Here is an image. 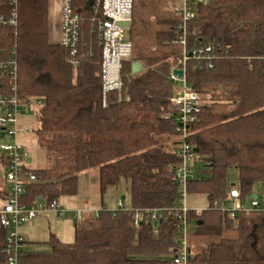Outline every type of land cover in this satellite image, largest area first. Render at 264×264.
Segmentation results:
<instances>
[{"label": "trees", "instance_id": "16d2710c", "mask_svg": "<svg viewBox=\"0 0 264 264\" xmlns=\"http://www.w3.org/2000/svg\"><path fill=\"white\" fill-rule=\"evenodd\" d=\"M173 1L135 0L128 29L133 55L123 64L122 100L118 91L104 95L101 35L89 9H82L87 20L77 63L68 48L52 40L51 0H18L16 26L0 25V52H16L20 101H42L36 133L54 158L50 167L31 168L37 180L27 184L21 203L31 207L43 199L49 205L76 195L80 174L95 168L101 197L124 179L131 201L115 213L101 208L84 216L75 224L73 242L54 233L37 242L50 251L28 250L25 239L19 264H176L182 210L175 169L183 140L170 73L183 56L184 32ZM185 37L188 52L211 46L213 55L186 63L187 82L211 96L185 138L202 161L187 191L205 194L209 204L201 213L189 209L187 218L195 235L221 236L195 253L189 244V264H264V210L231 217L217 205L231 189V168L237 169L243 201L253 198L257 183L264 187V0L198 2ZM136 61L142 70L133 73ZM0 78L1 91L8 82ZM4 162L0 157V165ZM2 183L0 198L8 195ZM155 208L163 210L157 225L144 219L134 227L137 210ZM7 235L1 227L0 264L8 261Z\"/></svg>", "mask_w": 264, "mask_h": 264}, {"label": "built area", "instance_id": "2783aa9c", "mask_svg": "<svg viewBox=\"0 0 264 264\" xmlns=\"http://www.w3.org/2000/svg\"><path fill=\"white\" fill-rule=\"evenodd\" d=\"M171 3V9L181 17L179 28L184 32L179 42L184 45L183 56L178 59L172 68L170 77L175 84L174 94L171 98L172 105L176 112L178 122L177 130L182 135L183 143L177 149L182 161L175 169V176L179 184V206L182 210L179 230V248L176 249L174 262L176 264H189L191 250L189 247V228L193 227L187 218L188 208L185 204V197L188 193L189 181L199 176L196 162L199 160L198 154L193 146L188 143L187 137L189 125L197 119V114L201 111L202 105L211 98L207 93L197 91L186 79V63L191 57L211 60L212 47H198L188 52L186 49V30L188 21L195 17V8L198 2L206 3V0H175ZM61 0L60 6V43L70 50V60L77 63L79 53V42L83 22L87 20L85 13L93 16L91 20L97 24V30L101 35L102 45V82L104 95L111 91L119 92V100H122L123 64L125 60L133 55V43L128 39V29L130 26H122L121 23L130 22L133 18L135 0ZM18 0H0V25L16 26L18 13L16 6ZM81 4V5H80ZM11 9V10H10ZM213 67L211 62L208 63ZM182 69L183 76L175 73V70ZM17 72L18 62L16 52L13 49L8 56L0 52V77H6L8 86L0 91V133H7L13 142L0 144L4 166L6 168L5 179L11 184L7 187L8 195L0 198V228L8 229L6 252L8 254L7 264H19V255L26 249L25 238L20 232L21 225L28 221L32 222L39 212L52 210L60 216H64L66 208L59 200H54L51 204L43 199H39L33 206H26L21 203V196L27 191V184L37 180L36 175L29 167L30 156L25 146L18 140L19 131H29V126L24 124L19 118L20 109L28 111V104L41 100H28L22 103L17 92ZM1 82V78H0ZM129 99V97H127ZM104 103L106 104V98ZM222 210H226L231 217L236 216L239 211H251L255 209L264 210V198L262 200L253 197L248 203L241 198V191L237 185H233L227 194V199L217 204ZM125 208L123 200L119 199L118 208ZM202 210L197 211L201 213ZM163 214L161 208L137 210L133 225L138 228L144 219L151 223L159 222ZM80 218V217H79ZM82 219V217H81Z\"/></svg>", "mask_w": 264, "mask_h": 264}, {"label": "rangeland", "instance_id": "374dc122", "mask_svg": "<svg viewBox=\"0 0 264 264\" xmlns=\"http://www.w3.org/2000/svg\"><path fill=\"white\" fill-rule=\"evenodd\" d=\"M174 0L172 3H175ZM167 4V3H166ZM154 19V18H152ZM53 29V27H52ZM40 104L37 102H32L28 104V111H24L23 108L20 109L19 118L21 121L29 126V131H19L18 140L24 146L26 151H28L29 156L32 161L29 163V167L33 169L50 167L54 164V158L50 152L43 146L40 145L38 141V135L36 130L39 127V122L37 119V110ZM14 139L7 133H0V144L5 142H13ZM2 150L0 148V157L2 156ZM196 168L200 171L202 168V161L196 162ZM98 169H91L84 171L79 177V190L76 195H65L59 200L67 210L64 216L58 215L57 212L49 210L48 212H39V215L33 222H24L20 229L22 230L26 226H30L32 232L26 233V239L29 241L27 249L32 251H50V246L45 243H37L49 240L52 233L56 234L64 242H73L75 239V227L76 222L81 223V217L85 216L86 210L84 209L85 203H95L99 205L100 203V189L99 182L94 180ZM6 168L3 164L0 165V186L3 182L11 188V184L5 181ZM229 183L237 185L238 183V173L236 168H231L229 170ZM125 197L123 202L125 205L130 206V189L128 183L121 179L117 186L109 187L106 193L103 195L102 199L107 207L113 209L118 208L119 198ZM253 196L257 199L262 200L264 198V187L262 183H257L253 189ZM252 199L249 197L247 202L249 203ZM185 204L190 209H195L200 211L208 207V198L205 194H186ZM78 212L80 218L76 217ZM90 213V212H89ZM93 215L97 213V209L92 210ZM31 223V224H30ZM226 236V235H224ZM221 236H209V235H195L193 233V228H189V244L192 248V253L202 249L211 242L217 241Z\"/></svg>", "mask_w": 264, "mask_h": 264}, {"label": "crops", "instance_id": "0c3cea01", "mask_svg": "<svg viewBox=\"0 0 264 264\" xmlns=\"http://www.w3.org/2000/svg\"><path fill=\"white\" fill-rule=\"evenodd\" d=\"M60 6H61V0H51V5H50V18H51V26L53 27V29L51 30V37L52 40L55 42H59L60 41V37H61V30H60ZM32 161V158L30 157V162ZM94 180L97 182H99V174L97 172L96 176L94 177ZM6 181V180H5ZM3 182V181H2ZM5 183V182H4ZM7 186V185H6ZM8 187V186H7ZM99 189H100V185H99ZM125 197L123 196L122 198L119 199H124ZM119 201V200H118ZM60 202V200H59ZM86 205L84 206V209L86 210V214L85 216L88 215H93L92 210L97 209V213L95 215L98 214V211L101 208H106V209H111L113 210V208L111 207H107L104 202L103 199L100 195V203L99 205H95V203H91V205H88L89 203H85ZM63 205V204H61ZM64 206V205H63ZM65 207V206H64ZM66 208V207H65ZM67 210V208H66ZM49 210H46L44 212H48ZM52 211V210H51ZM55 212V211H53ZM90 212V213H89ZM76 217L79 219L80 215L79 213L76 211ZM39 215V214H38ZM84 216H82L83 218ZM36 219V218H35ZM34 221V220H33ZM32 221V222H33ZM31 224V223H30ZM20 232L22 233V235L25 237L26 239V233L32 232V229L30 228V226H26L25 228H23L22 230L20 229ZM59 238V237H58ZM60 239V238H59ZM27 240V239H26Z\"/></svg>", "mask_w": 264, "mask_h": 264}, {"label": "water", "instance_id": "95a60500", "mask_svg": "<svg viewBox=\"0 0 264 264\" xmlns=\"http://www.w3.org/2000/svg\"><path fill=\"white\" fill-rule=\"evenodd\" d=\"M92 1L93 0H91V2ZM91 2L89 3V6H90ZM130 24H131L130 22L121 23L122 26H130ZM141 70H142L141 64L139 62H137V61L134 62L133 65H132V72L133 73H138ZM175 73L178 74L179 76H183L184 71L182 69H177V70H175ZM253 197H255V196H253ZM158 223L159 222H154V225H157ZM200 223H202V221Z\"/></svg>", "mask_w": 264, "mask_h": 264}]
</instances>
